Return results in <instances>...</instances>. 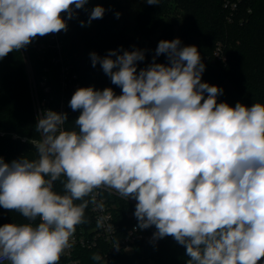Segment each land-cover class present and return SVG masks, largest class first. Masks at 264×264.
I'll return each mask as SVG.
<instances>
[{
  "label": "clouds",
  "instance_id": "clouds-1",
  "mask_svg": "<svg viewBox=\"0 0 264 264\" xmlns=\"http://www.w3.org/2000/svg\"><path fill=\"white\" fill-rule=\"evenodd\" d=\"M87 3L0 0V59L38 36L66 32L62 14L74 19ZM105 11L94 7L88 24ZM118 52H92L90 59L120 95L110 87L77 89L69 102L80 111L77 130L64 129L67 113L43 110L35 126L41 139L30 141L37 158H0V207L39 220L0 226V261L59 264L76 226L85 222V197L103 187L135 199L136 228L155 226L153 241L171 236L185 247L187 264H260L264 103H217L223 89L202 82L205 65L197 47L181 46L179 38L161 40L152 62L139 71L144 50ZM160 55L167 64L156 62ZM61 177L63 194L54 190ZM91 259L104 264L98 253Z\"/></svg>",
  "mask_w": 264,
  "mask_h": 264
},
{
  "label": "trees",
  "instance_id": "trees-1",
  "mask_svg": "<svg viewBox=\"0 0 264 264\" xmlns=\"http://www.w3.org/2000/svg\"><path fill=\"white\" fill-rule=\"evenodd\" d=\"M225 1L160 0L154 6L144 0H130V3L138 5L132 12L131 5L127 4L129 0H88L83 9L76 10L74 19L68 20L62 14L68 27L66 32L58 34L61 59L60 50L54 47L38 50L41 43L49 41L46 36H38L26 46L37 92L41 99H46L45 110L62 113L61 104L64 101V113L68 116L64 129L77 130L75 120L80 111H73L69 106L75 79L70 83L68 80L69 87L64 90L63 75L69 79L76 74L81 88L103 90L110 87L116 95H120L121 88L111 83L100 64L92 66L90 53L104 57L110 50H119L118 54H123L124 50H144L145 60L137 65L139 71L152 62L161 40L176 38L180 39L181 46L197 47L205 65L202 82L223 89L217 103L226 102L232 107L237 102L248 107L264 103V0H243L239 15L231 22L227 19ZM97 5L106 10L105 14L89 25L90 13ZM117 12L121 14L119 18L116 17ZM81 21L87 26L81 27ZM219 46L227 56L226 61L215 57ZM25 60L21 49L0 59V158L7 163L24 156L36 159L37 152L30 141L41 139L35 128L38 114ZM156 62L167 64L166 56L156 57ZM63 64L71 68L67 75L63 74ZM46 87H49L48 92ZM64 179L61 177L54 184V190L59 194H63ZM104 195L115 207L113 212L119 232L127 234L134 224L129 215L135 212L136 204L107 191ZM90 212L89 202L82 224L90 222ZM14 222L27 223L28 220L16 211L0 207V226ZM150 228L155 229V226ZM98 246L91 250L78 248L80 264H99L91 257L94 253L102 256L107 244L102 241ZM185 253V247L168 236L157 243L140 241L134 245L133 251L115 253L113 264H187L189 258ZM260 264H264V259Z\"/></svg>",
  "mask_w": 264,
  "mask_h": 264
},
{
  "label": "built area",
  "instance_id": "built-area-1",
  "mask_svg": "<svg viewBox=\"0 0 264 264\" xmlns=\"http://www.w3.org/2000/svg\"><path fill=\"white\" fill-rule=\"evenodd\" d=\"M243 0H226L225 2V10L227 13V19L229 22L233 21L239 15L240 4ZM251 12V9L249 10ZM67 22V21H66ZM241 22H244V19H241ZM59 33H52L46 35L49 38V41L41 43L38 50L44 49L48 47H54L57 50L61 49V42L59 40ZM24 52L26 58L27 71L29 74V79H31L32 83V94L34 99V107L36 108L38 116L41 114L43 110H45L46 99H41L37 92L36 81L33 78V68L28 58V51H26V47L21 49ZM215 57L219 60L226 61L227 56L224 54L222 47L219 46L217 49V53ZM60 59H61V50H60ZM70 67L66 64H63V74L66 75L70 72ZM63 75V89L66 90L67 86L69 87V83L75 79L71 91L74 92L81 88V83L76 81V74L69 77V79L65 78ZM68 80L69 83H68ZM46 92L49 91V87L45 88ZM62 113L66 109L64 105V101L61 104ZM48 110V109H46ZM64 127V126H63ZM110 192L119 196L114 190L106 189V188H98L94 190L91 194L89 202L91 208V218L90 222L87 224H80L76 226V231L71 238L70 243L72 247L66 249L64 254L60 257L61 262L59 264H80L81 258L77 254L78 248L81 249H93L99 247L98 245L104 241L107 244V249H103L102 257L104 258V264H113V255L115 253H119L122 251L130 252L133 251L134 245L138 242L143 241L145 243H157L158 240L153 241L152 235L156 231L154 228L146 229V230H138L137 226V218L134 216V213L130 214V218L134 221V224L131 229L127 231V234H122L119 232V225L115 221L114 216V206L110 205L107 201V197H105L104 192ZM92 197L95 198V203L91 202ZM120 197V196H119ZM134 205L137 203L135 199H128ZM27 223L38 224L39 220L35 222L28 221ZM23 224V223H22ZM118 245V248L115 246ZM0 264H9L8 261L3 260L0 261Z\"/></svg>",
  "mask_w": 264,
  "mask_h": 264
},
{
  "label": "rangeland",
  "instance_id": "rangeland-1",
  "mask_svg": "<svg viewBox=\"0 0 264 264\" xmlns=\"http://www.w3.org/2000/svg\"><path fill=\"white\" fill-rule=\"evenodd\" d=\"M127 4L130 6L131 5V7H132V12H135V10L137 9V7H138V5H134V4H132V3H130V0H129V2H127ZM15 223V222H14ZM17 224H22V222H16Z\"/></svg>",
  "mask_w": 264,
  "mask_h": 264
}]
</instances>
